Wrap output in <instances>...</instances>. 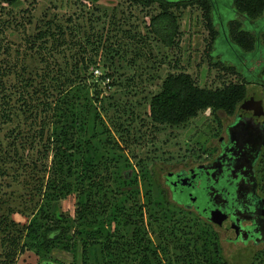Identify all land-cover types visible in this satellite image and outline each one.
<instances>
[{
  "label": "rangeland",
  "instance_id": "rangeland-1",
  "mask_svg": "<svg viewBox=\"0 0 264 264\" xmlns=\"http://www.w3.org/2000/svg\"><path fill=\"white\" fill-rule=\"evenodd\" d=\"M228 1L216 0L217 13L221 17L225 15L229 21L242 22L243 17L233 14ZM169 11L172 18L163 16L158 3L141 6L131 0H0V87H4L0 91V106L6 111L14 110L12 106L24 97L22 85L27 77L48 74L53 81L61 83V99L67 97L59 105L43 99L47 107L42 117L45 136L60 129H71L75 133L69 138L74 143L81 142V157L91 163V170L80 167L81 160L76 159L71 163L72 171L78 168L102 182L107 203L121 199L124 206L142 212L145 240L150 241V247H157L159 264H188L187 260L183 263L181 255L192 251L202 259V255H206V264H213V249L203 244L207 232L217 239L221 260L215 264H264V244H235L223 230L176 205L165 185V176L174 166L180 167L204 153L213 156L223 130L237 115L204 111L179 128L155 126L149 119L151 97L159 92L167 74L173 73L168 63L172 67L175 55L180 56L184 71L200 87L234 80L232 75L210 67L202 57L208 32L199 5L171 7ZM152 18L154 20H150ZM40 31L46 32L45 42L36 39ZM173 39L177 45L170 46ZM219 41L224 43L223 39ZM217 53L222 59L233 57L226 44H218ZM82 66L86 73L81 78H73ZM105 73L112 78L104 83L93 81ZM50 80L46 86L51 84ZM250 97L259 100L264 111V90L252 87L247 99ZM5 128V124L0 123L1 142L6 139ZM41 151L30 150L24 155L26 159H39L41 170L31 174L45 185L38 190L36 205L22 206L19 209L24 214H14L12 219L20 225L43 226L41 213L55 218L63 215L70 236L76 229H82L74 220L77 203L84 202L83 197L73 191L65 195L50 189L48 182L56 177L61 157L53 150ZM262 158L259 171L264 185ZM5 189L7 195L27 197L15 183ZM91 196L96 199L100 195ZM128 198L130 200L125 201ZM11 203L17 209L18 201ZM100 213L103 214L96 220L89 219L91 225L83 227L109 233L112 212ZM118 228L124 237L130 238L127 229ZM26 242L29 250L20 255L15 264H82L79 240L74 253L63 251L56 241H53L54 247L45 250L40 245L41 238ZM125 257V264L140 263L133 254ZM87 258L86 264H101L99 248H91ZM198 261L192 264H203L201 259Z\"/></svg>",
  "mask_w": 264,
  "mask_h": 264
},
{
  "label": "trees",
  "instance_id": "trees-1",
  "mask_svg": "<svg viewBox=\"0 0 264 264\" xmlns=\"http://www.w3.org/2000/svg\"><path fill=\"white\" fill-rule=\"evenodd\" d=\"M131 1L141 6L158 3L162 7L163 16L170 18H172L169 11L171 7L187 8L189 5H199L202 10V22L208 32V41L205 43L202 57L206 58L210 67H216L223 71L224 75L230 74L234 77L233 81L222 80L218 86L200 87L196 80L184 71L180 56L175 55L172 67L168 63V67L173 70V73L167 74L161 83V89L151 97L148 105V117L155 126L179 128L184 126L189 119L195 118L204 111H210L214 115L221 112L228 116H234L238 107L247 99L250 88L258 87L264 90V29H262L264 0H229L228 4L231 5L233 14L242 16V22H238L236 19L229 21L225 15L221 17L217 13L216 0ZM58 32L62 34V31ZM175 33L177 32L175 31ZM45 34V31H40L36 39L45 42ZM52 38L59 41L57 37ZM220 39H223L224 43H221ZM218 44H226L227 48L231 50L233 57L227 58L231 60L222 59L221 54L217 53ZM175 45H177L175 40H171L170 46ZM85 73V66H82L77 70V75L72 77L81 78ZM109 78H112L111 75L105 73L98 80L93 79V81L104 83ZM50 79L48 74L27 77L22 85L24 97L21 96L17 101L18 104L12 106L14 110L6 111L3 105L0 106V123L6 126L4 129L6 139L4 142L0 141V188L3 189L0 192V264H15L17 258L29 250L26 241L39 238H41L40 245L44 250L54 247L53 241H56L61 249L68 253L75 252L76 243L79 240L82 264L88 262L87 253L94 247L99 248L101 264H125L126 254H133L139 258V264H159L156 254L157 247H150V241L145 240L146 231L142 227V212L124 206L121 199L107 203L108 198L105 197L106 193L101 187L102 182L89 174L80 172L78 168L74 167L72 171L70 166L76 159L81 160L80 167L85 166L88 171L91 170L89 167L91 163L81 157L83 154L81 142L74 143L69 138L75 133L71 129H67L68 131L60 129L59 131L54 130L52 135L45 136L42 117L47 112L46 103L54 102L59 105L67 97L61 99L63 86L60 85L61 83L58 84L57 80ZM48 80L51 84L46 86ZM68 85H65V88ZM3 89L4 87H0V91ZM43 99H46V103ZM8 104L10 106V102ZM61 115L64 116V113ZM89 122L91 130H93V118ZM89 122L86 124L88 130ZM51 136H53V140ZM36 149L42 150V153L53 150L61 157L58 159L56 177L48 182L50 189L65 195L73 191L83 197L84 202L77 203L74 220V224L82 229H76L70 236L66 227L67 219L63 215L55 218L47 213H41L40 219L43 221V226L34 223L20 225L12 219L14 214H24L19 209L22 206L27 208L36 205L35 197L38 195V190L45 185L39 180V177L31 174V172L36 174L41 170L39 159H26L24 155L26 151ZM10 183L19 185L22 193L27 197L23 198L22 194L7 195L5 188ZM93 194L100 196L92 199L91 195ZM113 197L115 198V195ZM183 198H185L184 194L180 197L176 192H173L174 203L183 204ZM16 200L18 207L14 209L11 202ZM127 200L130 198L125 199V201ZM100 207L102 210L98 209ZM110 210L112 217L109 222V233H101L85 227L91 225L89 222L91 217L96 220L100 214H103L100 212L107 213ZM83 225L85 226L83 227ZM118 226L130 232L129 239L120 233ZM203 244L213 249L215 258L213 264L219 262L221 258L215 235L207 232V236L203 238ZM202 256L203 259L196 251L184 252L181 255L183 263L186 260L188 264H192L194 261L199 263L198 260L201 259L202 263L206 264V255Z\"/></svg>",
  "mask_w": 264,
  "mask_h": 264
},
{
  "label": "flooded vegetation",
  "instance_id": "flooded-vegetation-1",
  "mask_svg": "<svg viewBox=\"0 0 264 264\" xmlns=\"http://www.w3.org/2000/svg\"><path fill=\"white\" fill-rule=\"evenodd\" d=\"M262 121L264 130V118ZM238 122L235 117L225 127L213 156L204 153L174 166L164 181L171 199L173 192L180 197L184 194V203L176 205L223 230L235 244L259 246L264 244V185L259 171L264 147L257 152L252 143L235 137L232 129ZM216 210L225 217L219 225L210 221V213Z\"/></svg>",
  "mask_w": 264,
  "mask_h": 264
},
{
  "label": "water",
  "instance_id": "water-1",
  "mask_svg": "<svg viewBox=\"0 0 264 264\" xmlns=\"http://www.w3.org/2000/svg\"><path fill=\"white\" fill-rule=\"evenodd\" d=\"M236 114V120H239V122L235 124V129H232V131L236 130L233 135L242 138V142L246 144L252 143L256 147L257 152H260L264 147V130L260 128L263 123L264 111L260 101L254 97L244 100L238 107ZM258 120L262 122L258 124ZM224 218L220 211L216 210L210 213V221L214 224H221Z\"/></svg>",
  "mask_w": 264,
  "mask_h": 264
}]
</instances>
